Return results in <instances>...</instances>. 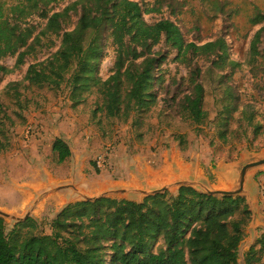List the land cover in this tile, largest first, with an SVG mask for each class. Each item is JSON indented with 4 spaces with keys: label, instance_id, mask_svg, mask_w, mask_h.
<instances>
[{
    "label": "trees",
    "instance_id": "trees-1",
    "mask_svg": "<svg viewBox=\"0 0 264 264\" xmlns=\"http://www.w3.org/2000/svg\"><path fill=\"white\" fill-rule=\"evenodd\" d=\"M53 1L16 0L9 5L0 0V59L17 56L15 68L22 67L43 37L62 32L59 50L31 65L24 82L30 87H48L53 92L68 90L74 108L97 94L103 100L101 113L127 122L134 113L156 107L157 88L165 83L161 72L166 57L153 50L163 41L177 53L181 63H187L189 57L212 60L213 69L229 71L230 77L242 66L231 59L229 45L222 38L198 45L187 41L173 21L149 24L145 20L144 15L160 13L159 3L163 1L176 15L177 0H154L158 5L145 11L136 0H79L63 12L49 16ZM79 11L74 29L64 31L62 24L70 20L71 13ZM37 15L47 19L38 34L39 27L33 23ZM260 22L259 18L252 21ZM263 34L264 27L251 44V65L261 58ZM108 39L119 57L116 71L104 80L100 68ZM139 60H143L141 64H135ZM201 72L198 69L191 74L188 93L177 106L183 120L198 126L209 118L203 108L205 89L199 81ZM238 104L234 88L227 86L218 122L219 136L224 141ZM243 115L254 126L250 106L244 107ZM6 138L0 124V154L8 151ZM53 151L61 164L71 157V149L63 139L55 141ZM250 222L245 199H219L191 188L181 189L177 198L157 195L141 205L102 199L69 206L49 225L51 235H36L39 226L32 219L7 234L0 218V264H238V248ZM160 241L162 248L153 252ZM258 245L260 249L255 246L248 253L247 264H262L264 237Z\"/></svg>",
    "mask_w": 264,
    "mask_h": 264
},
{
    "label": "rangeland",
    "instance_id": "rangeland-1",
    "mask_svg": "<svg viewBox=\"0 0 264 264\" xmlns=\"http://www.w3.org/2000/svg\"><path fill=\"white\" fill-rule=\"evenodd\" d=\"M4 1L13 5L16 0ZM77 1L54 0L48 8L51 11L49 16L63 12ZM136 1L144 11L158 5L154 0ZM159 5H162L160 13L144 15L149 24L173 21L187 41L198 45L222 38L229 45L231 59L240 63L241 68L230 77L229 71L213 69L212 60L189 57L187 63L178 62L177 53L163 41L153 50L155 54L166 57L161 72L165 83L161 89L157 88L158 104L150 111L134 113L125 122L119 118H107L101 113L99 108L103 100L97 94L90 95L85 104L74 108L68 90L53 92L48 87H30L24 82L31 65L46 60L59 50L62 32L43 37L36 52L26 58L22 67L15 68L17 56L0 59V124L6 131V140H9V148L6 144L8 151L0 154V209L12 205L14 193H18L9 185L10 182L24 186L40 177L42 172L34 171L35 161L40 160L43 171L54 177L66 178L71 173L74 158L59 163V156L53 151L57 139H63L79 158L84 159L82 168L89 177L116 182L122 178L124 162L142 161L158 169L163 165L165 155L177 151L189 161L192 157L198 161L206 182L215 183L217 179L212 174L213 170H223L226 165L235 164L246 155L264 153V34L261 58L256 65L249 63L251 44L264 27V0H177L174 4L176 15L166 8V1ZM70 16V20L62 24L64 31L74 29L80 11ZM255 18L262 22L253 24ZM33 23L39 27L38 34L46 26L47 19L37 15ZM118 57L117 49L108 39L100 68V76L104 80L116 71ZM142 61L135 64L139 65ZM198 69L202 71L199 81L205 89L203 108L209 115L201 126L183 120L177 113V106L188 93L190 76ZM227 86L234 88L239 104L232 115L228 138L224 141L219 136L218 122ZM247 105L254 114V126L244 119L243 111ZM101 154L108 156V167L104 172L96 170V159ZM255 181L262 186L264 174L258 175ZM176 192L177 189L173 188L165 195L173 199ZM116 198L144 200L142 195H116ZM60 209L53 205L39 215L33 214L39 226L36 235L53 234L49 225ZM26 214L16 218H23ZM5 224L10 234L16 221L9 219ZM263 237L264 234L258 242ZM162 244L161 241L157 243L153 252H158ZM256 246L260 249L258 243ZM247 255L248 252L246 258ZM241 264L244 263L241 261Z\"/></svg>",
    "mask_w": 264,
    "mask_h": 264
},
{
    "label": "water",
    "instance_id": "water-1",
    "mask_svg": "<svg viewBox=\"0 0 264 264\" xmlns=\"http://www.w3.org/2000/svg\"><path fill=\"white\" fill-rule=\"evenodd\" d=\"M71 157L74 158V164L72 165L70 180L74 179V182H65L63 184H57L55 186H50V179L56 178L52 175L47 174L43 171V166L40 160L35 161V170L37 172H42L40 177L36 178L33 182L26 184L24 186L17 185L15 182H10L9 185L14 188L18 193H72L74 196L69 197L66 202L59 205L54 203L48 198H44L40 200L36 206L32 207L35 203V200L39 197H35L31 199L28 203V206L25 210L18 212H14V210L5 207L4 210L0 209V218L4 221L6 220H14L16 221V225L26 222L28 219H32L35 222L37 220L33 217V214L39 215L44 212L48 207L56 206L61 207L58 215L53 220H57V218L71 205L81 204V203H95L102 199H110L113 201H128L136 204H143L144 201L148 198L155 197L157 195H165L166 191H169L173 188L177 189V194L174 198H177L180 194L181 189L183 188H191L195 190L197 193L202 195H207L210 197H215L219 199L223 198H242L246 200L247 206L249 207V212L251 213V223L249 227L246 229V236L239 248H238V264H241V261L246 263V253L250 252L252 248L256 246L258 240L264 234V213L263 204L260 201L262 196V188L260 184H258L255 179L258 175L264 174V153L259 155H246L245 158L240 161L226 165L225 169H215L212 174L216 176L217 181L215 183H207L204 179L201 171L199 170V163L193 157L189 161V163L193 164L195 168L201 175L203 180V184L196 181H186V180H177L169 184H165L159 187H155L152 189H131L127 184L126 174L129 170L134 171L137 168V165H145L146 163H142V161L134 162V163H123V172L122 178L119 181H115L112 179H96V180H104L105 182H109L110 185L104 191L99 192L97 195H89V194H81L83 192H79L77 190V186L81 181L80 176L84 175L88 178V181H92L95 178L89 177L85 174V171L82 167H84V159L79 158V155L75 152V150L71 147ZM244 151L243 153H245ZM177 151H173L169 155H165L163 157L164 161L166 159H170L173 157ZM242 153V155H243ZM180 154V153H178ZM181 155V154H180ZM83 158V157H82ZM85 158V155H84ZM151 167V166H149ZM38 168V169H37ZM153 168V167H151ZM155 169V168H154ZM116 195H126L128 197H135L138 195H142L144 197L143 201L137 200H118ZM27 214L23 218H16L17 216H21L23 214ZM52 221V222H53ZM38 223V222H37ZM6 228V224H5ZM12 230V231H13ZM11 231V232H12ZM7 233V228H6ZM8 234V233H7ZM247 264V263H246Z\"/></svg>",
    "mask_w": 264,
    "mask_h": 264
},
{
    "label": "bare ground",
    "instance_id": "bare-ground-1",
    "mask_svg": "<svg viewBox=\"0 0 264 264\" xmlns=\"http://www.w3.org/2000/svg\"><path fill=\"white\" fill-rule=\"evenodd\" d=\"M80 178L81 181L77 186V190L83 192L81 194H89L91 196L97 195L99 192L106 190L110 185L109 182H105L104 180L93 179L92 181H88V178L84 175L80 176ZM126 178V186L131 189L149 190L177 180L204 183L195 166L189 163L187 158L178 153H175L172 158L166 159L165 162H163V165L158 169L145 165H137V168L134 171L129 170L126 174ZM65 182H74V179L70 180V174L66 178H51L49 185L55 186ZM37 196L39 198L35 200L32 207L36 206V204L44 198H48V200L61 205L66 202L69 197L72 198L74 194L35 193V195H33L32 193H14V200L11 202L12 205L6 207L14 210V212H18L19 210L23 211L28 206L27 202Z\"/></svg>",
    "mask_w": 264,
    "mask_h": 264
},
{
    "label": "built area",
    "instance_id": "built-area-1",
    "mask_svg": "<svg viewBox=\"0 0 264 264\" xmlns=\"http://www.w3.org/2000/svg\"><path fill=\"white\" fill-rule=\"evenodd\" d=\"M98 159V160H97ZM96 159V170L99 172H104L108 167V156L106 154H101ZM262 188V202L264 205V184L261 186Z\"/></svg>",
    "mask_w": 264,
    "mask_h": 264
},
{
    "label": "crops",
    "instance_id": "crops-1",
    "mask_svg": "<svg viewBox=\"0 0 264 264\" xmlns=\"http://www.w3.org/2000/svg\"><path fill=\"white\" fill-rule=\"evenodd\" d=\"M262 201V200H261ZM263 203V202H262ZM263 208H264V205H263Z\"/></svg>",
    "mask_w": 264,
    "mask_h": 264
}]
</instances>
